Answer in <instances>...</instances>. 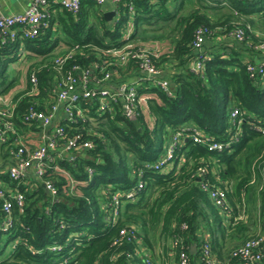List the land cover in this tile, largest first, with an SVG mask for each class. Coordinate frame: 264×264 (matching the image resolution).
<instances>
[{"label": "trees", "instance_id": "16d2710c", "mask_svg": "<svg viewBox=\"0 0 264 264\" xmlns=\"http://www.w3.org/2000/svg\"><path fill=\"white\" fill-rule=\"evenodd\" d=\"M114 6L117 18L109 24L102 5L84 1L72 13L50 2L48 26L34 38L23 39L17 33L10 39V33H0V95L16 86L17 79L9 80L7 71L19 55L41 57L26 71L27 77L35 73L38 93L18 101L12 119L15 133L0 143V183L24 198L22 213L13 205L11 230L0 235V244H14L11 256L0 264H152L143 251L149 253L157 242L170 246L176 264L181 250L202 264L200 246L205 243L219 263L240 262L230 254L254 236L245 217L250 220L256 206L263 214L264 231V133L255 129L264 123V80L250 77L246 63H254L243 62L237 50L260 53L253 46L264 41V35L255 34L257 24L264 25V0H120ZM130 6L134 26L124 38ZM198 30L208 42L223 36L233 43L224 47L213 43L209 50L201 43L196 53ZM237 30L243 32L242 42L233 36ZM155 41L171 43V52L148 46ZM126 45L148 50L149 60L168 81L169 95L144 79L139 60L114 67L108 84L117 88L132 76L139 77L136 93L146 96L145 106H138L130 118L120 105L101 114L97 97L80 99L70 109L71 122L62 119L59 124L66 138L79 135L80 143L89 141L93 148L78 152L73 163L65 156L55 158L39 179H11L8 170L19 142L41 132L35 121H23L28 109L49 110L52 90L62 77H77L81 71L101 79L100 69L107 70L116 60L107 52ZM71 51L59 69L55 60ZM196 54L202 56L198 72L189 66ZM88 88H95L93 81ZM234 109L239 115L231 121ZM194 131L202 134V143L194 144ZM177 133L181 137L162 167L167 172L154 170ZM211 142L229 145L208 152L205 144ZM45 182L53 184L55 194L45 191ZM201 184L224 190V209ZM131 191L134 199L128 200L125 195ZM116 193L123 197L111 222L109 204ZM227 216L232 219L229 228ZM5 220L0 207V225ZM225 237L239 245L231 247L222 261ZM192 246L195 254L190 253ZM51 247L58 249L50 251Z\"/></svg>", "mask_w": 264, "mask_h": 264}, {"label": "built area", "instance_id": "2783aa9c", "mask_svg": "<svg viewBox=\"0 0 264 264\" xmlns=\"http://www.w3.org/2000/svg\"><path fill=\"white\" fill-rule=\"evenodd\" d=\"M93 2L98 5H103L107 0H32L27 9L21 13L12 14L6 17L0 18V33H10V39H13L17 33H21V38L32 39L37 34L39 29L47 27L48 24L45 21L46 8L50 5V2L60 6V9H65L72 13H76L81 2ZM120 0H114V4ZM115 7V6H114ZM115 15L117 12L114 8ZM128 13L130 20L127 24V28L124 31V38H127L133 31L134 24V9L132 6L129 7ZM234 38L238 42H242L244 39L243 32L237 30L234 33ZM203 40V30H198L195 34V39L193 42V47L196 53L199 52L201 43ZM253 49L257 52H264V41L253 46ZM110 55L116 58L115 63H109V67L100 69L102 78L97 80L95 77L91 79L92 73L81 72L77 77L73 75H67L62 77L57 85L52 90L53 103L50 109L47 111L36 110L30 107L25 115L23 121L27 122L33 120L40 127V139L37 144L31 142L22 143L19 142L16 152L12 154L13 163L8 170L9 177L11 179H17L21 176L28 177L32 176L39 179L51 165L54 164L55 158L65 156L69 163H73L77 157L78 152L84 150H90L93 145L89 141H84L80 143V136L75 135L74 137L66 138L64 136V131L61 128L59 121L68 120L71 122L70 109L73 105L80 99L89 100L94 97L98 99L97 112L98 113H109L116 105H120L123 114L127 117L133 118L134 112L138 106H145L146 96H137L136 88L138 85L134 83H122L119 84L117 88L108 84L109 79L114 74V67H124L130 59L139 60V69L144 75V79L151 82L153 86L158 87L164 93L169 95L168 81L161 76V72L155 68V66L149 60L147 54L148 50L145 48L134 50L133 46L126 45L122 49H112L108 51ZM73 51L67 53L64 56L59 57L55 60L56 66L60 67L65 61L71 58ZM23 55V54H22ZM19 55L18 58H21ZM202 69V56L199 54L192 59L190 65V70L198 72ZM246 69L251 78H260L264 80V62L259 64L246 63ZM27 85L29 88L27 91V85L25 88V94L20 95L16 100L10 98L7 95H0V143L5 142L6 135L15 133V125L12 121L14 113L17 107V103L22 99L23 96L36 97L38 91V80L35 73L30 72L27 77ZM95 85L94 89L88 88V82H92ZM111 86V87H110ZM239 115L238 109H234L230 118L234 121ZM241 120L238 121V124ZM264 126V123H263ZM263 126L256 127V131L259 133H264ZM181 134L177 133L170 142L166 150L165 157L155 166L153 169L160 172H167V170L162 169L164 165L170 161L173 149L178 143ZM192 141L194 144L202 143V134L200 132L194 131L192 135ZM59 141H62L63 146H58ZM229 144L223 145L221 143L211 142L206 143L205 147L208 152L222 151ZM61 148V149H60ZM60 149V151H59ZM58 153L57 156L54 153ZM56 171L62 173L66 178L69 179V175L66 172H62L57 166H53ZM90 172V171H89ZM199 173H203V169H198ZM73 184V181H70ZM44 189L55 194V189L51 182H45L43 184ZM143 184H138L137 189H142ZM202 189H207L210 198L213 200L216 206L224 209V190L219 188H207L206 184H201ZM135 193L133 191L128 192L125 195L126 199L133 200ZM123 197L116 193L113 195L110 206V216L109 220L115 222L118 214V208L120 203V198ZM24 198L18 191H11L6 188V186L0 183V207L1 211L5 215V222L0 225V235L2 233H7L12 227V209L13 205L19 208V212L22 213ZM57 247H51L50 251H56ZM202 253V264H221L219 263L211 254L208 245L202 244L200 246ZM231 257L238 259L242 264H263L264 263V235L258 234L250 237L243 245L233 249L231 251ZM12 264V263H10ZM177 264H195L189 257V253L186 250H181L177 254ZM228 264V263H225Z\"/></svg>", "mask_w": 264, "mask_h": 264}, {"label": "crops", "instance_id": "0c3cea01", "mask_svg": "<svg viewBox=\"0 0 264 264\" xmlns=\"http://www.w3.org/2000/svg\"><path fill=\"white\" fill-rule=\"evenodd\" d=\"M31 1L32 0H0V18L9 16L12 14H17V13L23 12L25 9L28 8ZM54 1H57V0H54ZM102 11H103V13H106L109 11H114V0H107L102 5ZM116 18H117V16L115 15L113 20ZM133 26H134V24H133ZM255 34L258 37L264 35V25L263 24H261V25L257 24V28L255 29ZM213 43L215 45H217V44L221 45L222 44L223 46H221V47H224V44L225 45H232L233 42L231 39L224 38L223 36L216 37L211 42H208L207 39L205 37H203L202 45L203 46L205 45L208 48V50L213 45ZM235 44L240 46L237 43H235ZM148 46H152L155 50H159V51L166 52V53H169L172 50L171 49V43H168L167 41L150 42ZM203 51H201V52H203ZM237 53L240 56V58L243 60V62L251 61L254 64H259V63L264 62V52L256 53V52L247 51V50L242 48L241 50L240 49L237 50ZM39 59H41V57L35 56L33 54L24 53L22 55V57L19 58L16 63H13L11 65L17 64L18 66H16V67H18V69H17L18 72H20V71L26 72L29 65L38 61ZM191 63H192V61H190L189 66L191 65ZM11 67H13V66H11ZM11 70H15L14 67L11 68ZM140 80L141 79L139 77L132 76L131 78L128 79L127 82L139 85ZM20 86H21V84L17 82L15 88H19ZM25 88H26V86L24 87V90H25ZM13 90H14V88H12L10 90V92H8L6 95L12 99H15L18 96V94L12 95L11 92ZM39 139H40V132H32V134L28 135V142H31L33 144H37L39 142ZM28 177L32 178V179L34 178L31 174V172L28 175ZM33 180H35V179H33ZM249 208L250 207H248L247 209H249ZM262 215L263 214L260 212V210L256 206L254 208V211H252L251 214L249 215L250 220H248L247 217H245L246 218V220H245L246 224H249V226H250L249 227L250 235L251 234L254 236L258 235V234L264 235V231L262 230ZM231 224H232V219L230 216H227L226 221H225L226 227L229 228L231 226ZM238 243L239 242L236 239H231V238L228 239L227 237H225L223 239V248L221 249V253L219 255L220 260H222V261L226 260L229 249L231 247H236ZM13 245L14 244H12V247H11L10 251L8 252V257L6 259H8L11 256L12 250H13L12 249ZM196 250L197 249L195 247V250L192 253L191 252L190 253L195 254ZM143 254H146L145 256L151 260L152 264H176L175 255H174L172 249L170 248V246L167 245V243H166V245L165 244L163 245L160 242H157L156 244L153 245L152 250L149 253L146 251V249H144ZM194 260H195V262H197V259H194ZM0 262H2V261H0ZM232 264H242V263L241 262H233Z\"/></svg>", "mask_w": 264, "mask_h": 264}, {"label": "rangeland", "instance_id": "374dc122", "mask_svg": "<svg viewBox=\"0 0 264 264\" xmlns=\"http://www.w3.org/2000/svg\"><path fill=\"white\" fill-rule=\"evenodd\" d=\"M11 66H13L15 70H11V68H13ZM16 66H18V65L17 64L10 65V68L7 71L8 79L11 80L15 77V79H17V82L21 84V86L19 88L14 87V90L11 92L12 95L21 94L22 92H24V87L27 85L26 72H21V71L18 72V70H17L18 67H16ZM11 247H12V243L11 244L8 243L5 246H4V244H0V261H3L8 257V252L10 251ZM144 255H146V254H144Z\"/></svg>", "mask_w": 264, "mask_h": 264}, {"label": "water", "instance_id": "95a60500", "mask_svg": "<svg viewBox=\"0 0 264 264\" xmlns=\"http://www.w3.org/2000/svg\"><path fill=\"white\" fill-rule=\"evenodd\" d=\"M114 16H115V12H114V11L106 12V13H104V15H103L105 21H106L107 23H109V24L112 23ZM42 187L44 188L43 185H42ZM194 250H195V246H192L191 249H190V252L192 253Z\"/></svg>", "mask_w": 264, "mask_h": 264}]
</instances>
